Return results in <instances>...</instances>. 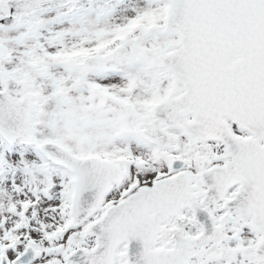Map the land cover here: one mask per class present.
<instances>
[{"label":"snow or ice","instance_id":"snow-or-ice-1","mask_svg":"<svg viewBox=\"0 0 264 264\" xmlns=\"http://www.w3.org/2000/svg\"><path fill=\"white\" fill-rule=\"evenodd\" d=\"M0 264H264V0H0Z\"/></svg>","mask_w":264,"mask_h":264}]
</instances>
